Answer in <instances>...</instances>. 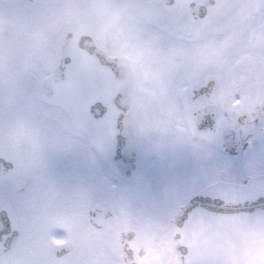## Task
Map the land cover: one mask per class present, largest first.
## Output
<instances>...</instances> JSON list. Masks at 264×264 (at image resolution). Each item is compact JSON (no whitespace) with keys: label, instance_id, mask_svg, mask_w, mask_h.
I'll return each instance as SVG.
<instances>
[{"label":"flooded vegetation","instance_id":"1","mask_svg":"<svg viewBox=\"0 0 264 264\" xmlns=\"http://www.w3.org/2000/svg\"><path fill=\"white\" fill-rule=\"evenodd\" d=\"M123 1L114 0L116 17ZM147 2L153 15L181 17L190 28L185 33L193 42L199 40L201 21L194 18L187 2L175 0L172 6L164 0ZM89 11L93 12L91 21ZM241 12L250 34L246 38L252 45L263 44L260 0H246ZM88 23L95 27L92 35L99 45L113 56L122 55L120 20L100 15L91 0H0V156L16 163L14 174L0 171V184L24 183L33 192L30 210L21 217L19 244L10 255L0 257V263L66 264V253L78 249L87 264H124L117 232L134 228L141 241L143 264H179L160 215L168 199L174 198L169 196L167 183H162L156 157L146 153L140 175L123 178L106 165L103 154L74 126L63 106L43 97V91L53 85L64 37L72 30L88 32ZM255 61L264 62V50L252 46L225 73L210 99L198 106L184 99L185 106L195 108V113L236 109L237 105L240 111L264 107V63ZM248 124L255 134L243 140L248 132L240 128ZM208 130L215 133L216 123ZM261 132L259 121L252 124L241 119L222 128L212 140L226 149V140L233 135L235 151L228 163L234 160L236 165L248 159L254 145L264 151ZM93 209H98L95 218ZM105 210L110 214L102 226Z\"/></svg>","mask_w":264,"mask_h":264},{"label":"rangeland","instance_id":"2","mask_svg":"<svg viewBox=\"0 0 264 264\" xmlns=\"http://www.w3.org/2000/svg\"><path fill=\"white\" fill-rule=\"evenodd\" d=\"M187 1L189 0H181V3ZM242 5V0H224L215 16L208 23H201V35L195 42H193V37L185 33L190 28L183 23L181 17L166 13V19H163L158 15H153L149 12L147 0H124L119 7L117 16L121 21L120 44L124 47V52L131 54L134 58L138 75L139 98L143 100L144 106L146 102L148 107H144V109L151 119V122L147 123L149 133L146 141L154 153L161 150V153L171 154L173 158L170 165L165 167L168 187L176 183V181H172L171 177V179L168 178L172 172L174 175L182 177L183 180L187 178L185 182L189 183L186 185L187 187L194 182L191 175L197 167L202 169L203 177L205 175L209 177L223 175L222 169L227 167L226 159L216 161L214 153L217 154L218 150L211 151L209 145L192 146L194 135L190 131L189 123L185 120L186 110L184 112L177 99L174 102L169 101L174 96L168 95L167 92H175L178 84L174 79L184 78L181 81L184 82L188 77V70L191 71V76L188 78L191 82L208 73H213L212 71L225 73L240 60L244 51L252 48L253 45L247 42L246 37L249 33L246 24L242 23L243 15L238 12ZM223 21L225 22L221 24ZM150 37L163 43L162 50L148 47ZM212 41L216 42L214 49L216 53L206 56L208 53L205 50L200 54L201 57H205L203 63L205 72H198L195 75L192 73L195 67L193 61L186 65L182 63V59L195 58L198 52L196 47L199 45L200 48L201 45V47L209 48ZM255 47L258 48V44H255ZM148 51H152L150 55ZM174 69L178 70L179 76L170 81ZM162 78L164 79L162 80ZM157 83L159 84L157 85ZM168 109H172L176 116L170 115L172 111ZM171 135L173 136L171 137ZM172 139L182 142L184 146L171 145ZM182 156L185 158L183 165L175 163V161L183 159ZM211 157L215 162L206 163L211 160ZM181 168L184 174L181 173ZM257 170L256 163L253 166L250 164L248 166L247 163V167L245 165L234 166L232 174L229 171V176L225 178L228 180L235 178L240 181L247 173H256ZM168 193L171 194L170 190ZM170 203L171 201L168 200L165 206H170Z\"/></svg>","mask_w":264,"mask_h":264},{"label":"snow or ice","instance_id":"3","mask_svg":"<svg viewBox=\"0 0 264 264\" xmlns=\"http://www.w3.org/2000/svg\"><path fill=\"white\" fill-rule=\"evenodd\" d=\"M196 8V5L192 6ZM196 14L200 19L204 18V11L197 9ZM264 19V17H262ZM106 67L112 76L119 79L120 69L108 63ZM214 83L190 82L182 86V92L192 105L198 106L202 100L210 99ZM123 95L116 94L111 103L97 102L92 108V118L96 125L101 126V134L104 138L118 134L121 127L125 130L129 125V112L122 102ZM231 108H216L215 110L197 111L195 113V125L199 129L204 122L214 120L216 132L211 130L195 132L196 135L210 141L224 127L235 125L241 119L255 124L259 121L262 129L259 139L264 144V107L254 111H240ZM115 111V115H113ZM258 170L256 173H247L240 181L224 180L221 175L209 177L205 175L202 179L194 181L189 186L180 189L179 195L174 201L173 207L179 209L176 218V227L183 228L193 218L194 214L203 212L208 217L219 218L229 216H253L258 212H264V151L258 157ZM16 163L5 156H0V171L5 174H14ZM3 185L0 191V244L4 248H10L19 236V218L26 217L33 201V192L24 183ZM231 201V203H230ZM98 209H93L95 218ZM179 238V236H177ZM177 251L183 259L189 255L188 248L181 244ZM66 264H87V257L80 250L66 253Z\"/></svg>","mask_w":264,"mask_h":264},{"label":"water","instance_id":"4","mask_svg":"<svg viewBox=\"0 0 264 264\" xmlns=\"http://www.w3.org/2000/svg\"><path fill=\"white\" fill-rule=\"evenodd\" d=\"M96 2L100 4L99 0H96ZM84 40L85 39L82 40L79 36L73 37L65 47L63 64L60 68L62 77L65 78V80L61 79L60 81V85H62L66 92L64 100L67 101L69 107L74 109L73 113L75 114V120L86 130L92 132L94 139L97 140L111 162L116 166L120 165L122 168H128V170L129 168L132 169L139 159V136L137 130V108L133 103L132 91L130 88L131 71L129 65L123 61L112 62L121 72L119 79L114 78L106 67V65L111 62L107 60L102 61L101 56L97 52H93L89 49L87 42ZM102 67H104V70ZM118 93L123 95L122 102L126 105L129 112L128 129L125 130L121 127L117 135L103 139L101 126L94 123L91 108L97 102L110 104L112 98ZM113 115H115V111H113ZM194 215L197 217L196 214ZM226 218H218L223 222L224 229L230 227L226 225L228 223ZM230 218L235 225L239 226L240 224V227L243 228V234L246 241L249 243V248L247 250H238L234 243L239 239H230V244L233 246L226 247V253L232 255L234 258H239L240 260H238L241 261L243 255L246 256V254L250 252L254 260L262 263L264 261V255L259 245L264 244V233L260 235L262 241L257 243L254 240L256 237L253 235V232L264 229V212H258L253 216L237 215L230 216ZM200 219L204 222L209 221V224H207L208 227L205 232L202 233V231H200L196 237L190 236L194 239L193 242L197 243L193 250V257L200 264H219L218 262L221 263L222 259L218 258L214 260L211 257L215 249H218L217 245H219V243L216 242V244L211 246L208 244L202 246L207 235L211 233V225L213 224L212 218H209V220ZM214 219L216 220L217 218ZM188 227L193 228L192 226ZM183 229L185 228L183 227ZM235 236L237 237V235ZM210 258L211 262L209 260Z\"/></svg>","mask_w":264,"mask_h":264},{"label":"bare ground","instance_id":"5","mask_svg":"<svg viewBox=\"0 0 264 264\" xmlns=\"http://www.w3.org/2000/svg\"><path fill=\"white\" fill-rule=\"evenodd\" d=\"M149 47L153 48L151 45H148ZM212 218V217H207ZM223 218V217H221ZM226 218V217H225ZM228 220V223L226 225L230 226L227 227V229H224L223 227V222H221L218 218L215 220L214 218H212V222L213 224L211 225V233L207 235V240L205 239L202 246H204L205 244H216L219 243L224 250L226 251V247H232L231 246V242L229 241L230 239H239L238 241H236L234 244L236 245L238 250H247L249 248V243L246 241L245 236H244V230L243 228H241L240 224L235 225V223H233V220L229 217L226 218ZM219 220V221H218ZM237 221V220H235ZM199 225L200 228L203 230L205 227L204 221L203 220H199ZM237 235V237L235 236ZM247 238V237H246ZM209 240V241H208ZM245 257L243 256V258H241L242 260L239 261L237 264H244ZM239 259V258H238ZM231 260V259H230ZM240 260V259H239ZM241 262V263H240ZM219 264H235L231 261H227V260H222V262H218Z\"/></svg>","mask_w":264,"mask_h":264}]
</instances>
